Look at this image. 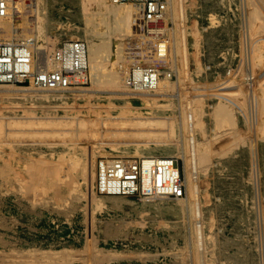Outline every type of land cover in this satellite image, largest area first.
Returning <instances> with one entry per match:
<instances>
[{
    "label": "rangeland",
    "instance_id": "rangeland-1",
    "mask_svg": "<svg viewBox=\"0 0 264 264\" xmlns=\"http://www.w3.org/2000/svg\"><path fill=\"white\" fill-rule=\"evenodd\" d=\"M41 3L44 37L26 8L0 31L30 73L0 80V264H264V0ZM65 43L85 71L37 84L71 64ZM144 155L181 196L140 192ZM109 161L135 162L133 191L109 188Z\"/></svg>",
    "mask_w": 264,
    "mask_h": 264
},
{
    "label": "bare ground",
    "instance_id": "bare-ground-1",
    "mask_svg": "<svg viewBox=\"0 0 264 264\" xmlns=\"http://www.w3.org/2000/svg\"><path fill=\"white\" fill-rule=\"evenodd\" d=\"M21 1V2H20ZM116 1V0H115ZM96 3V2H95ZM99 3V2H98ZM113 4V3H112ZM1 5V4H0ZM96 5V4H95ZM97 7L96 8H98L100 5H96ZM135 6V5H134ZM101 7H103V6H101ZM106 7V6H105ZM25 8L26 9H31L32 11H33V15H34V17H33V22H32V28H34V29H31L32 31L34 30V32H35V38H37V39H40V38H42V37H44V34H45V25H44V22H43V20L45 19L44 18V16H43V11H44V4L43 3H41V0H35L34 2H27V1H25V0H4V4H2V9L0 8V31H1V33L2 32H4L5 30H12V32H15V34H16V32L18 33V28L17 29H14V27L12 26V27H9V23L11 22L12 23V25H13V22L15 21V20H17L18 18H22L21 17V14L23 13V11H25ZM133 8V7H132ZM100 9V8H99ZM132 10V9H131ZM135 10V9H134ZM139 10H140V8H139ZM1 11H2V13H1ZM27 11H29V10H27ZM122 11V10H121ZM97 15H99L100 13V15L102 16V11H97ZM123 13V12H122ZM4 14V15H3ZM31 14H32V12H31ZM109 14H110V12H109ZM111 14L113 15V17L116 19L117 17H116V14L115 13H113V12H111ZM115 14V15H114ZM133 14V11L131 12H129V13H126L125 15H122V17L123 18H132L131 17V15ZM30 15V14H29ZM111 15V16H112ZM26 16H28V15H26ZM25 16V17H26ZM138 16H140V14L138 15ZM143 16H144V14H143ZM149 16V15H148ZM104 17H105V15H104ZM104 17H103V19H104ZM112 17V18H113ZM120 18V20H122L123 18ZM32 18V17H31ZM102 18V17H101ZM99 19V23H98V21L96 22L98 25L97 26H100L101 24H103V25H101V26H105V28H106V22L103 20V19ZM135 18V17H134ZM141 18V17H140ZM151 18V17H150ZM25 19V18H24ZM23 19V20H24ZM115 19H109V22L110 21H114ZM138 19V18H137ZM136 19V20H137ZM165 19V18H164ZM22 20V19H21ZM20 20V21H21ZM92 20V19H91ZM118 19H116V21H117ZM125 20V19H124ZM132 19H130V21H131ZM139 20V19H138ZM149 20H151V19H149ZM119 21V20H118ZM128 21V20H127ZM210 21H212V18H210ZM30 22V21H29ZM94 21H93V24L95 23ZM108 22V23H109ZM111 22V23H112ZM133 23L132 24H134V19H133V21H132ZM27 23V22H26ZM138 23H140V22H138ZM141 24V23H140ZM139 24V25H140ZM31 25V24H30ZM29 25V26H30ZM95 25V24H94ZM137 25V24H136ZM25 26V25H24ZM95 27H96V25H95ZM137 27H138V25H137ZM26 28H27V25H26ZM31 28V27H30ZM98 28V27H97ZM96 28V29H97ZM108 28H112L113 29V27H108ZM22 29V28H21ZM25 29V28H24ZM147 30V29H146ZM29 31V30H28ZM102 31H103V29H102ZM149 31V33H150V31L151 30H148ZM147 31V32H148ZM154 30H152L151 32H153ZM157 31V30H156ZM155 31V32H156ZM159 31V30H158ZM20 32V31H19ZM33 33V32H32ZM100 33V32H99ZM141 34V33H140ZM30 35H32L33 36V34H30ZM26 36V35H25ZM28 37V36H27ZM1 41V40H0ZM4 43V42H3ZM9 43H12V42H10V41H7V43H5V45H3V46H6L7 47V44H9ZM14 43V42H13ZM88 44H89V42H88ZM0 45H2V43L0 42ZM18 48H20V49H23L22 47H24V46H27V45H25V44H22V43H16L15 44ZM69 45L70 44H67V43H65V45H64V47H69ZM76 46V48H74V49H77V52H74V55H75V57L78 59V58H80L81 56L80 55H82V53H83V51H85L84 50V47H83V45H79V44H76L75 45ZM89 46V45H88ZM1 48V47H0ZM39 48V47H38ZM41 48V47H40ZM39 48V49H40ZM20 49H17L18 51L20 50ZM1 51V50H0ZM35 51H37V50H35ZM41 51L43 52V50L41 49ZM38 52V51H37ZM63 52H64V49H63ZM44 53V52H43ZM80 53V54H79ZM40 54V53H39ZM64 54L66 55V57L68 56L69 58L72 56V55H70V53L67 55L66 54V52H64ZM31 56V55H30ZM29 56V57H30ZM39 57V55L37 54L36 55V57ZM83 56V55H82ZM84 57V56H83ZM30 63H29V65H28V63L25 65V67L28 69L27 71H29L30 70V68L31 69H35V65H36V62H35V60L36 59H34L33 57L31 58L30 57ZM45 59V58H44ZM43 59V60H44ZM67 59V58H66ZM119 59V58H118ZM46 60V59H45ZM64 60V59H63ZM70 60H71V58H70ZM24 59L22 60V65H20V64H16V65H18L19 66V68L18 69H20V68H23V65H24ZM37 62L39 61V60H36ZM124 61V60H123ZM29 62V61H28ZM34 62V67H33V65H32V63ZM41 62L43 63V61L41 60ZM66 62V61H65ZM72 62V61H71ZM85 62V61H84ZM40 63V62H39ZM67 63V62H66ZM68 63H70V62H68ZM67 63V65H69ZM83 63V62H82ZM103 63V62H102ZM125 63V62H124ZM45 65H46V62L44 63ZM16 65H15V67H16ZM61 65V64H60ZM63 65H64V63H63ZM101 64H99V66H100ZM104 65V64H103ZM105 65H106V63H105ZM30 66H32V67H30ZM37 66H39V65H37ZM36 66V67H37ZM96 66V65H95ZM12 67V66H11ZM10 67V69L12 70V68ZM40 67V66H39ZM43 67V66H42ZM41 67V68H42ZM68 67V66H67ZM102 69L103 68H105V66H100ZM107 67H108V65H107ZM41 68H39V69H41ZM98 68L99 67H95V69L96 70H98ZM44 69V68H43ZM65 69H66V67H65ZM109 70H110V68H108ZM91 70H94V69H91ZM95 70V71H96ZM101 70V69H100ZM105 70V69H104ZM37 72H39V71H41V70H36ZM94 71V72H95ZM101 71H103V70H101ZM33 72V71H32ZM105 72H107L106 70H105ZM136 72V71H135ZM28 74H29V72H27ZM27 74V75H28ZM93 74V73H92ZM109 74V73H108ZM41 75V74H40ZM39 75V76H40ZM55 76V75H58V74H56L55 72H53V73H46L44 76H48V77H52V76ZM96 74H93V77L95 76ZM113 75V74H112ZM134 75V74H133ZM41 76H43V74L41 75ZM106 76H107V74H106ZM111 76V75H110ZM110 76H109V78H110ZM141 76V75H140ZM99 77H101L100 78V80L101 79H103L102 78V75L101 76H99ZM98 77V78H99ZM113 77V76H112ZM111 77V78H112ZM108 78V77H107ZM105 79V80H108L109 81V79ZM110 78V79H111ZM34 79H36L35 77H34ZM103 79V80H104ZM56 79H54V80H52V78L51 79H49L48 81H49V84L48 83H46L48 86H50V85H54V81H55ZM99 80V79H98ZM100 80H99V82H100ZM113 80V79H112ZM102 81V80H101ZM107 81V82H108ZM135 81V80H134ZM105 82V81H104ZM73 83V82H72ZM77 83V82H76ZM56 84V83H55ZM160 84V83H159ZM41 85H43V84H41ZM59 87H62V84H60L59 85ZM161 87V86H160ZM159 88V87H158ZM167 88V87H166ZM90 90V89H89ZM99 90V89H98ZM145 90V89H144ZM162 90V89H161ZM160 90V91H161ZM86 91V90H85ZM137 91H139V90H137ZM166 91V90H165ZM90 92V91H89ZM139 92H141V91H139ZM144 92V91H143ZM163 92H164V90H163ZM157 93V92H156ZM161 93V92H160ZM20 94H22V92L20 93ZM140 94V93H139ZM148 95V94H147ZM150 95V94H149ZM170 95V94H169ZM140 96V95H139ZM126 97V96H125ZM135 98V97H134ZM141 98V97H140ZM144 98V97H143ZM149 98V97H148ZM142 99V98H141ZM145 99V98H144ZM146 101V100H145ZM154 101V100H153ZM152 101V102H153ZM160 128V127H159ZM158 128H156V130H157ZM162 129V128H161ZM129 134V133H128ZM141 134V133H140ZM155 134V133H154ZM157 134V133H156ZM130 136V135H129ZM137 136V135H136ZM147 136V138L149 137L148 135H146ZM159 136V135H158ZM163 136V135H162ZM139 137H142V136H139ZM153 137V136H152ZM140 139V138H139ZM138 139V140H139ZM142 139V138H141ZM153 139H156L155 137L153 138ZM145 141V140H144ZM151 141V140H150ZM158 141V140H157ZM142 142V141H141ZM152 142H153V140H152ZM168 142V141H167ZM138 144H139V142H138ZM161 145H162V143H160ZM164 144H166V143H164ZM159 145V144H158ZM160 145V146H161ZM182 148V147H181ZM182 152V151H181ZM180 154V153H179ZM178 155V154H177ZM185 153H184V150H183V154H182V157H183V159H184V163L186 164V162H187V166H188V161L186 160V158H185ZM137 156V155H136ZM179 157H180V155H178ZM162 158H164V157H161V156H149V155H144V156H142V164H143V166H144V168H143V174H142V188L144 189V190H146L147 192H151V193H153L154 194V196H161V195H159L160 193L158 192V190H156L155 188H154V186H157V183H156V175H155V172H154V170L152 169V165H153V163H156L157 162V164L159 163V164H161V165H167V168H168V170L166 171L168 174L169 173H171V174H173V173H176L175 171L176 170H173V169H170V160H165V159H162ZM121 162V161H120ZM134 161H132V163H127V164H124V165H120L119 167H116V165H118L119 164V162H112V161H109V162H107V164L106 165H104V169H105V171H107V176L106 177H111V178H109L108 179V184L110 185V187L109 188H111V189H115L117 186V188H118V190L119 189H121L122 188V186L123 185H127V184H129V186H130V184H131V179H134V173H135V170H133V169H130V168H132V165H134V163H133ZM141 163V162H140ZM155 165V164H154ZM146 168V169H145ZM187 169H188V167H187ZM104 172V171H103ZM171 174H169V175H167L166 177H171L172 175ZM105 176V175H104ZM189 178H190V174L188 173V175H187V183H188V187H189V183L191 182V180H189ZM106 179V178H105ZM127 180H129V181H127ZM169 180V179H168ZM165 182H167V181H165ZM164 182H162V185L164 186V187H169L170 186V184L169 183H165V184H163ZM153 184H156V185H153ZM123 188H124V186H123ZM122 188V189H123ZM155 192V193H154ZM157 197V198H158ZM149 199V198H148Z\"/></svg>",
    "mask_w": 264,
    "mask_h": 264
},
{
    "label": "built area",
    "instance_id": "built-area-1",
    "mask_svg": "<svg viewBox=\"0 0 264 264\" xmlns=\"http://www.w3.org/2000/svg\"><path fill=\"white\" fill-rule=\"evenodd\" d=\"M116 1H128V0H116ZM0 8L2 9V4H4V0H0ZM152 3H147V6L149 7L148 9L150 10L152 7ZM151 13V11H149ZM2 13V11H1ZM4 15V14H3ZM64 52H66V54L68 55L70 53L71 58H72V62L71 64L66 67V69H62L61 71H63V73H59L58 75H53L52 77H48V76H36V82L37 84H43L44 86H48L46 83L49 84V79L52 78V80L56 79L53 83V86H59L60 84H62V87L65 88L68 85L71 84L72 81H76L77 80V76L81 73V71H85L86 66L85 63H82V60L80 58H76L74 55V52H77V49L72 48V44L69 45V47H65L64 48ZM80 54V53H79ZM25 56L22 54L17 53L16 54V50H8L6 46H4L3 48H1L0 51V80H5V81H12L14 80L13 78L16 77L17 75H22L19 78H27V72H24L21 68L19 70H17V67L15 68L16 64H21L22 63V59L25 60L24 58ZM25 62V61H24ZM13 66V73L10 70V67ZM69 68V69H68ZM9 71V73H8ZM30 74V73H29ZM28 74V75H29ZM10 79V80H9ZM56 83V84H55ZM51 87H53L52 85H50ZM155 164V165H154ZM170 165V169H173V166ZM133 165L132 169L135 170L134 173V179H131V184L129 186V184L127 185H123L124 189H127L126 191H124V189H122V192H127V191H133V189H135L136 186V180H137V175H139V169L134 168ZM116 167H119L118 165H116ZM143 168L142 167V172H141V186H142V174H143ZM146 169V168H145ZM152 169L155 172L156 175V183L157 186H154V188L156 190H158V192L160 193L159 195L164 196V197H170V196H181V188H180V184H179V178H178V173L177 170L175 171L176 173H169L172 176L171 177H166L167 175H169L166 171L168 170L167 165L163 166L161 164H157L153 163L152 165ZM169 179V180H168ZM129 181V180H127ZM167 181V182H165ZM162 182L165 183H169L170 186L169 187H164L162 185ZM156 185V184H153ZM137 190V189H136ZM142 194H148L150 196H154V194H151V192H144L143 189L141 188L140 191ZM155 193V192H154Z\"/></svg>",
    "mask_w": 264,
    "mask_h": 264
}]
</instances>
